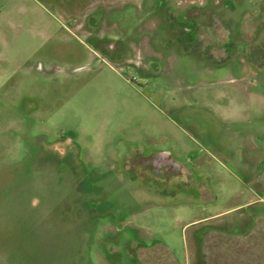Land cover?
I'll list each match as a JSON object with an SVG mask.
<instances>
[{
    "label": "rangeland",
    "instance_id": "obj_1",
    "mask_svg": "<svg viewBox=\"0 0 264 264\" xmlns=\"http://www.w3.org/2000/svg\"><path fill=\"white\" fill-rule=\"evenodd\" d=\"M158 262L264 264V0H0V264Z\"/></svg>",
    "mask_w": 264,
    "mask_h": 264
},
{
    "label": "flooded vegetation",
    "instance_id": "obj_2",
    "mask_svg": "<svg viewBox=\"0 0 264 264\" xmlns=\"http://www.w3.org/2000/svg\"><path fill=\"white\" fill-rule=\"evenodd\" d=\"M132 167H137L139 174L142 176L146 173L165 180H170L172 177L176 178L180 170L178 164L166 154L148 157L141 156V158L131 160L128 163L127 168L130 169Z\"/></svg>",
    "mask_w": 264,
    "mask_h": 264
},
{
    "label": "crops",
    "instance_id": "obj_3",
    "mask_svg": "<svg viewBox=\"0 0 264 264\" xmlns=\"http://www.w3.org/2000/svg\"><path fill=\"white\" fill-rule=\"evenodd\" d=\"M248 204H249V203H246V202H245V203L242 204V205H248ZM151 261H152V260H151ZM155 264H160V263L158 262V263H155Z\"/></svg>",
    "mask_w": 264,
    "mask_h": 264
}]
</instances>
